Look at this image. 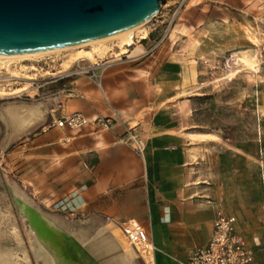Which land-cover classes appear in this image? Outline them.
Instances as JSON below:
<instances>
[{
	"label": "rangeland",
	"instance_id": "obj_1",
	"mask_svg": "<svg viewBox=\"0 0 264 264\" xmlns=\"http://www.w3.org/2000/svg\"><path fill=\"white\" fill-rule=\"evenodd\" d=\"M142 29L133 32L135 42L127 49L115 41L0 61V118L6 127L0 124V264H86L82 248L103 264H123L111 238L135 251L113 227L81 245L90 238L85 234L100 232L73 203L83 190L46 175L37 185L25 179V173L32 176L31 160H20L17 148L49 123L39 119L20 140L8 146L4 141L5 129L10 134L14 128V110L19 120L40 118L57 108L55 99L74 81L94 77L99 88L116 63L148 79L146 72L158 68L162 125L167 122L162 130L212 140L210 149L247 150L251 174L264 172V0H166ZM137 48L142 55L131 58ZM78 51L86 54L83 60ZM39 170L52 174L56 166Z\"/></svg>",
	"mask_w": 264,
	"mask_h": 264
},
{
	"label": "crops",
	"instance_id": "obj_2",
	"mask_svg": "<svg viewBox=\"0 0 264 264\" xmlns=\"http://www.w3.org/2000/svg\"><path fill=\"white\" fill-rule=\"evenodd\" d=\"M146 74L151 77L142 78L133 68L116 63L101 78L102 90L94 77L84 84L76 80L55 99L57 108L52 105L40 118L15 121L10 134L5 129L8 146L39 119L50 123L71 113L89 120L112 119L108 129L56 128L25 141L16 152L20 160H31L32 176L25 173V179L37 185L46 175L51 182L68 181V188L83 190L79 197L73 194V203L100 232L85 234L90 238L81 245L106 228L120 231L121 225L134 221L147 230L156 264H184L193 250L208 244L218 215L225 214L237 218L238 234L255 252L253 264H264V172L251 174L247 150L210 149L212 140L195 141L188 134L162 130L167 122L162 125L158 68ZM0 124L5 127L1 118ZM128 131L141 140L142 154L125 142ZM43 165L56 170L44 174L39 170ZM106 234L111 238L109 231ZM111 242L123 264H142L139 253ZM82 249L86 264H103Z\"/></svg>",
	"mask_w": 264,
	"mask_h": 264
},
{
	"label": "water",
	"instance_id": "obj_3",
	"mask_svg": "<svg viewBox=\"0 0 264 264\" xmlns=\"http://www.w3.org/2000/svg\"><path fill=\"white\" fill-rule=\"evenodd\" d=\"M166 0H0V56L97 42L147 24Z\"/></svg>",
	"mask_w": 264,
	"mask_h": 264
},
{
	"label": "built area",
	"instance_id": "obj_4",
	"mask_svg": "<svg viewBox=\"0 0 264 264\" xmlns=\"http://www.w3.org/2000/svg\"><path fill=\"white\" fill-rule=\"evenodd\" d=\"M99 88L102 90L101 85ZM112 124L111 118L101 117L89 120L80 113H71L53 120L42 129V132L47 133L56 128L81 130L89 125H95L99 129H108ZM124 140L136 152L143 153V144L135 133L128 131ZM236 223L237 218L219 214L208 244L203 248L193 250L184 264H253L255 252L246 245L242 235L238 234ZM120 231L139 253L144 264H156L155 246L142 224L131 221L121 225Z\"/></svg>",
	"mask_w": 264,
	"mask_h": 264
},
{
	"label": "bare ground",
	"instance_id": "obj_5",
	"mask_svg": "<svg viewBox=\"0 0 264 264\" xmlns=\"http://www.w3.org/2000/svg\"><path fill=\"white\" fill-rule=\"evenodd\" d=\"M143 26L137 27V28L132 29L131 31H128V32H124V33L115 35L114 37H111V38L102 39V40H99V41L93 42V43L83 44L82 46L69 47V48L63 49V50H54V51H50V52L34 53V54H18L16 56H14V55H1L0 61H2V60H8V61L18 60L19 58H34V56L50 55V53H59V52L67 51L70 49L71 50H81L83 47H86V46H91V47L105 46L106 44L111 43V42H115V41L120 42L123 46V49H127L128 47L132 46L135 42L133 37H132L133 32L140 31L143 28ZM141 53H143V50L141 48L134 49L130 57L132 58V56H134V57L137 55L139 56V54H141ZM85 55L86 54L84 52H79L78 53V59L83 60ZM12 118H13V122H12L13 124L15 121L19 120L20 116H19L18 111L13 112Z\"/></svg>",
	"mask_w": 264,
	"mask_h": 264
}]
</instances>
